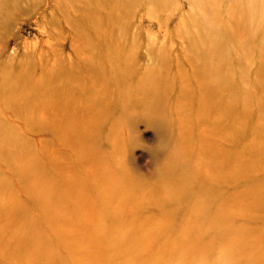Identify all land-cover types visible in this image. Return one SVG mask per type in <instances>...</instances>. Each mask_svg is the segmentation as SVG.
<instances>
[{
  "label": "rangeland",
  "instance_id": "1",
  "mask_svg": "<svg viewBox=\"0 0 264 264\" xmlns=\"http://www.w3.org/2000/svg\"><path fill=\"white\" fill-rule=\"evenodd\" d=\"M0 264H264V0H0Z\"/></svg>",
  "mask_w": 264,
  "mask_h": 264
}]
</instances>
